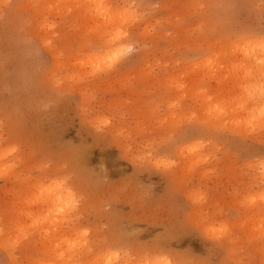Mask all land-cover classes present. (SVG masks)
I'll use <instances>...</instances> for the list:
<instances>
[{
	"label": "rangeland",
	"instance_id": "1",
	"mask_svg": "<svg viewBox=\"0 0 264 264\" xmlns=\"http://www.w3.org/2000/svg\"><path fill=\"white\" fill-rule=\"evenodd\" d=\"M72 1L75 17L63 0L54 5L51 0H0V239L5 241L0 264H10L11 257L19 264L56 263L53 245L62 238L70 240L59 241L61 251L74 250L72 259L64 253L62 264H105V259L108 264L115 255L119 260L114 264H126L136 256L151 260L161 254L175 264L181 259L264 264V234L252 222L256 216L264 220L256 210L264 207V125L253 127L256 132L251 126L238 130L229 122L230 113L224 116L225 126L214 118L218 100L232 90L226 88V94L221 89L235 79L227 78L225 67L237 63L228 45L245 35L259 39L264 0H112L113 8L128 7L136 18L131 14L117 23L119 28L108 29L102 46L92 30L97 8L79 17ZM45 3L58 13L46 7L41 12L39 5ZM56 3L65 5L66 12ZM88 14L92 19L85 22L91 28L80 22ZM110 30L125 32L111 47ZM124 46L133 50L114 55ZM224 49L228 54L223 55ZM106 51L113 52V64ZM94 53L102 56L89 59ZM207 54L218 63L210 61L211 69L199 64ZM77 57H84V69ZM223 59L229 64L223 66ZM197 60L192 74L190 66ZM212 68L226 75L227 84L219 77L224 87L210 78ZM197 73L203 81L195 80ZM203 87H209L210 96L200 93ZM231 105L238 104L230 102L233 110ZM41 183L73 193L64 211L68 214H59L60 224L37 223L33 229L27 226V208L21 209L26 193L35 197V184ZM38 205L29 207L32 217L47 208L40 212ZM31 243L34 250L27 260Z\"/></svg>",
	"mask_w": 264,
	"mask_h": 264
},
{
	"label": "bare ground",
	"instance_id": "2",
	"mask_svg": "<svg viewBox=\"0 0 264 264\" xmlns=\"http://www.w3.org/2000/svg\"><path fill=\"white\" fill-rule=\"evenodd\" d=\"M52 1L53 0H51V2H50V0H49V2L50 3H52ZM56 1H58V0H56ZM56 1H54L53 3H55ZM60 1H62V0H60ZM72 1V0H71ZM112 0H74V4L76 5V13H77V15L79 16V13L81 14V16H82V14H87V13H89V11L94 7V9H92V10H95L96 8V12L95 11H93V13L95 12L96 13V17H95V20L97 21H92V22H94L95 24V26L94 25H92V24H89V22H85V21H91L90 19H92V18H88L89 17V14L88 15H85V16H83V17H85L86 18V20L85 19H82V21H80V22H85V24H88L89 25V27L91 28V26L90 25H92V26H94V27H92L93 29L92 30H94L93 32H96V35L98 34V37L100 38V42H101V46L104 44V41L102 40V39H106V37L105 36H107V34H109V33H107V31H108V29H111V27H118L119 28V26H117V23L119 22L120 23V25L122 24L121 22H123V21H121V19H123L124 18V20H126L125 18H129L130 16H131V14H133V13H135V12H131L132 11V9L130 10V12H131V14L128 12V10L129 9H127L126 7H124V8H113L112 7V5H111V2ZM63 2L65 3H67L68 2V4H70V2H69V0H63ZM73 2V1H72ZM71 2V3H72ZM51 4V5H54V4ZM58 3H60V2H58ZM63 3V4H64ZM47 4H49V3H47ZM63 4H61L62 6H63ZM73 4V5H74ZM34 5V4H33ZM38 5V4H37ZM43 4H40L39 5V10L41 11V12H43V11H45L46 12V10H44V8L46 7V3L44 4L45 6L42 8V7H40V6H42ZM56 5H57V3H56ZM55 5V6H56ZM58 5H60V4H58ZM56 6L55 8H60L59 6ZM74 5V6H75ZM31 6V5H30ZM61 6V7H62ZM65 6V5H64ZM64 6L62 7V8H64ZM66 6H69V8H67L68 10L70 9V8H72L71 6V4L70 5H67L66 4ZM65 6V7H66ZM74 6H73V8H74ZM29 7V6H28ZM32 7V6H31ZM37 8H38V6H36ZM54 7V6H53ZM47 8H49V10H50V8H51V6H49V7H46V9ZM62 8H60V9H62ZM43 9V10H42ZM59 9V10H60ZM66 8H64V10H65ZM66 9V10H67ZM54 10V9H53ZM53 10H50V11H47V12H52ZM58 10V9H57ZM63 10V9H62ZM66 10L64 11V12H66ZM71 10V9H70ZM70 10H69V12H70ZM74 10V9H73ZM73 10H71L72 11V13L71 14H74L75 12H73ZM55 11H56V9L54 10V14H55ZM103 11V12H102ZM59 12H61V14H62V11H59ZM69 12H67V13H69ZM53 13V12H52ZM51 13V14H52ZM56 13H58V11H56ZM66 13V14H67ZM103 13V14H102ZM130 14V15H127V14ZM95 15H93L92 14V17H94ZM127 16H129V17H127ZM132 16H135V14H133ZM74 17H75V14H74ZM77 17V16H76ZM80 17V16H79ZM82 17V18H83ZM134 17H132V19H133ZM135 18H136V16H135ZM81 18H79V20H80ZM130 19V18H129ZM128 19V20H129ZM43 22V21H42ZM41 22V23H42ZM79 22V21H78ZM80 22H79V26H80V28L82 27L81 25H80ZM84 22H83V25H84ZM91 22V23H92ZM131 22V21H130ZM136 22V21H135ZM119 23H118V25H119ZM127 23H129V22H127ZM127 23L125 22V25L127 26ZM47 24V23H46ZM82 24V23H81ZM131 24V23H130ZM39 25V24H38ZM37 25V26H38ZM49 25V22H48V24H47V26ZM88 25H87V27H88ZM42 26V25H41ZM123 26V25H122ZM126 26H123L124 28L126 27ZM40 27V26H39ZM42 27H44V26H42ZM46 27V26H45ZM45 27H44V29H45ZM54 27V26H53ZM86 27V26H85ZM114 27V28H115ZM122 27V28H123ZM47 28V27H46ZM84 29V28H83ZM121 29V28H120ZM40 30H42L43 31V29H40ZM81 30H82V28H81ZM87 30V33H88V29H86ZM91 30V29H90ZM91 30V31H92ZM116 30V29H115ZM115 30H114V32H115ZM125 30V29H124ZM45 32L47 31V30H44ZM112 30H110V32H111ZM117 31V30H116ZM123 31V30H122ZM49 32V31H48ZM93 32H90V33H93ZM113 32V31H112ZM113 32V35L115 34ZM140 32H142V31H140ZM44 33V32H43ZM122 33H125V32H122ZM121 33V30H120V33L119 34H116V35H114V36H112V34H111V36H108V38H107V40H108V44L110 45V47L112 46V45H115V44H117V43H120L121 41H122V38H123V34ZM143 33H145V32H143ZM106 34V35H105ZM110 35V34H109ZM125 35V34H124ZM143 35V34H142ZM144 36V35H143ZM110 38V39H109ZM106 40V41H107ZM47 41V40H46ZM48 41H49V39H48ZM47 44V43H46ZM107 44V45H108ZM224 44H227V42L226 43H223V45ZM258 44H259V39H256V37L255 38H251V40H248V39H239V40H237V41H235V42H233V43H231V44H227L228 46H229V48H230V52H232V54H233V56H232V54H230V55H228V56H230L231 57V60L232 61H235V62H233V64L234 63H236V64H234V65H231L230 64V66L231 67H233L232 69L229 67V65L228 66H226L225 68H226V70H227V72H226V70H224V72H226L227 73V78L229 77V76H231V78L232 77H235V79H234V84L231 82V84H229L228 86L226 85V87L225 88H222L221 89V93H223L224 91H225V89L226 88H228V91L229 90H231L229 93L227 92V91H225L226 92V94H227V98L225 97V98H222V96H220V98H222V99H220V100H218V102H219V106L218 107H220V111H219V113H218V116H214V118L216 119V118H218L217 119V121H219L218 123V126H221L220 125V122H222V121H226V119H228V117L226 118V119H224V116H226V114H229L228 116L229 117H231V118H229L230 119V121L229 122H231V121H233V123H236V125H235V127L236 128H238V130H240V128H248V129H251V128H249V126H251L252 127V129H253V131H255L254 130V128L253 127H257V128H259V127H263L262 125H264V51H262L261 49H260V47L258 46ZM222 45V44H221ZM217 46H220V45H217ZM226 46V45H225ZM228 46L227 47H223L222 46V48H228ZM126 46H124V48H125ZM221 47V46H220ZM115 48H117V47H115ZM115 48H113V50L112 51H116V50H114ZM118 48H120L119 46H118ZM123 48V47H122ZM121 48V49H122ZM127 48V47H126ZM219 48V47H218ZM216 49V50H219V49ZM225 50V49H224ZM215 50H213V52H214ZM220 51H222V50H220ZM219 51V52H220ZM228 51H229V49H228ZM106 52H108V51H106ZM111 52V51H110ZM110 52H108L109 54H110ZM117 52V51H116ZM216 52V51H215ZM229 52V53H230ZM108 53H104V56L106 57L107 55H105V54H108ZM111 53H113V52H111ZM211 53V55H212V51L210 52ZM223 53V52H222ZM225 53H227L226 52V50L224 51V53H223V55H225ZM96 53H94L93 55H91V57H89V59H95V60H97L98 58H100V56H102V55H95ZM214 55L213 56H217V55H215V53H213ZM218 54V53H217ZM228 54V53H227ZM114 55H115V53H114ZM208 55V54H207ZM210 55V54H209ZM209 55H208V58H206V57H203V58H205L206 59V62L205 63H203V64H201V63H199L200 65H203V66H205V68L204 67H202V66H199L198 67V69L197 70H199V68L200 67H202V68H204V69H206L207 67H209V69H211V64H210V61H211V63L213 62V60H214V58L212 59V58H209ZM222 55V54H221ZM239 55H241V59H240V56ZM111 56V54L109 55V57ZM220 56V55H219ZM237 56L239 57L238 59H240V60H238L237 59ZM86 57V56H85ZM108 56H107V58H109ZM229 57V58H230ZM232 57H233V59H232ZM84 59V57H80V58H78L77 57V59H76V61H78V60H83ZM102 58H104V57H102ZM111 59H113V58H111ZM111 59H108L109 60V62H110V60ZM116 59H118V57H116ZM222 59V58H221ZM226 59V58H225ZM104 60H106V58L104 59ZM202 61H203V59H201ZM229 60V62L231 61L230 59H228ZM80 61V62H81ZM84 61V64L83 63H80V62H78V64H82L81 65V67H83V69H84V67H85V65L87 64H85V59L83 60ZM88 61V60H87ZM86 61V62H87ZM89 61H91V60H89ZM93 61V60H92ZM101 62L100 63H103V61L102 60H100ZM114 61V60H113ZM117 61V60H116ZM217 61H220V58L219 59H217ZM222 61V60H221ZM223 61H224V63H226V64H223V66L224 65H227V64H229V63H227V60L225 61L224 59H223ZM232 61H231V63H232ZM97 62H99V61H97ZM105 62H107V61H105ZM198 62H200L199 60H197L196 61V63L194 62L193 64L194 65H191L190 67H191V69H190V71H192L191 73L193 74V69H195V71H196V66H198L199 64H197ZM215 63H217L216 61H214ZM213 62V63H214ZM77 63V62H76ZM95 63H96V61H95ZM111 64H113L112 62H110ZM114 63H115V61H114ZM221 64L223 63V62H220ZM90 64V63H89ZM105 64V63H104ZM104 64H101V65H104ZM197 64V65H196ZM206 64H207V66H206ZM218 64V63H217ZM77 65V64H76ZM90 65H93V64H90ZM96 65H98V63H96ZM106 65H108L107 63H106ZM105 65V66H106ZM111 65L109 64V67H110ZM222 66V67H223ZM79 67V66H78ZM96 67V66H95ZM220 67H221V65H220ZM219 67V68H220ZM227 67H229L230 69H228ZM90 68V67H89ZM92 68V67H91ZM98 68V67H97ZM101 68H103V67H101ZM100 67H99V69H101ZM106 67H104L103 69H105ZM193 68V69H192ZM214 69H215V66L213 67ZM212 68V71L211 72H207L206 70V72L207 73H210L209 74V76H210V78H217V80L220 82V79H223L222 80V82H223V84H227V82L226 81H228L227 79L226 80H224V78H225V76L226 75H223V72H221L220 71V69H218L219 71H220V73H221V75H222V78H220L219 79V77L221 76L220 74H219V72H215V71H213L214 69ZM216 68H217V65H216ZM224 67H223V69H225ZM98 69V70H99ZM208 69V68H207ZM222 70V69H221ZM228 70H230L229 71V73H228ZM100 71V70H99ZM201 72L203 71V69L202 70H200ZM204 71V72H205ZM223 71V70H222ZM239 71V72H238ZM97 73V71L96 70H94V73ZM200 72V73H201ZM203 72V73H204ZM198 73H199V71H198ZM198 73L197 74H195L194 75V78H195V80L196 81H201L200 79H199V75H198ZM207 73H204V74H202L201 73V75L203 76V75H205V74H207ZM239 73H240V75H239ZM84 74V73H83ZM91 74V73H90ZM225 74V73H224ZM77 75V74H76ZM81 75H82V73H81ZM238 75V76H237ZM79 75H77V77H78ZM208 75L206 76V77H209ZM223 76H224V78H223ZM66 77V76H65ZM203 77H205V76H203ZM203 77H200V78H203ZM231 78H229L230 79V81H233V79H231ZM198 79V80H197ZM204 79V78H203ZM206 79V78H205ZM213 80H215V79H213ZM212 80V81H213ZM194 81V80H193ZM203 81V80H202ZM216 81V80H215ZM217 81V83H219ZM222 82H220L219 84L221 85V86H223V84H222ZM225 82V83H224ZM194 83H199V82H194ZM208 84H210V83H208ZM211 85V84H210ZM230 85H233L231 88L229 87ZM224 87V86H223ZM204 88V90L202 89L201 91H200V93H202V94H205L206 96L209 94V96H210V92H209V90L207 89V88H209V87H207V88H205V87H203ZM198 89V90H197ZM197 89H195L196 90V92L197 91H199V88H197ZM201 89V88H200ZM237 89V90H236ZM238 89H240L239 91H240V94L241 95H238L237 93H236V91L237 92H239L238 91ZM194 90V91H195ZM236 90V91H235ZM193 91V92H194ZM220 91V90H219ZM224 92V93H225ZM198 94V93H197ZM217 94H219V93H217ZM201 95V94H200ZM220 95V94H219ZM206 96H203V97H205L206 99L205 100H207V98H209V97H206ZM218 96V95H217ZM219 97V96H218ZM217 98V97H216ZM240 98V100H238ZM218 99V98H217ZM216 99V100H217ZM235 99L237 100V103H236V101H235ZM202 100H204V99H202ZM205 100H204V102H205ZM215 100V101H216ZM210 101H212V100H210ZM203 102V103H204ZM217 102V103H218ZM230 102H235V104H238L237 106L236 105H231L232 107L233 106H236L233 110H231L230 109V106H229V104H230ZM202 103V104H203ZM227 103H228V105H227ZM204 105L206 106H208V105H211V103H209V101H207V102H205L204 103ZM218 105V104H217ZM214 106H216L215 105V103H214ZM214 106H212L213 108H215ZM227 106H229V107H227ZM208 107H210V106H208ZM217 107V106H216ZM206 108V107H205ZM205 108L203 107V109H204V111H205ZM212 108V109H213ZM210 109V108H209ZM230 109V110H229ZM206 110H208L207 108H206ZM202 111V110H201ZM214 111H216V109L214 110ZM230 111H232V112H230ZM208 113H210V110L209 111H207ZM212 112V111H211ZM242 113L243 114H245V117H242L241 118V115H242ZM205 114H207V113H205ZM204 114V115H205ZM203 115V114H202ZM210 115H212L211 113H210ZM210 115H208V116H210ZM213 116V115H212ZM211 116V117H212ZM243 116V115H242ZM203 117V116H202ZM205 117H207V115L206 116H204V118ZM210 117V118H211ZM199 118H200V116H199ZM210 118H209V120H210ZM212 120V119H211ZM225 121L224 122H222L221 124L223 125L224 123H225ZM212 122H214V119L212 120ZM212 122H211V124H212ZM228 121H227V123H229ZM217 124V122H214V124ZM233 123H231V124H233ZM228 125H230V124H228ZM227 125V126H228ZM233 125V126H234ZM248 125V126H247ZM224 126H225V124H224ZM223 126V127H224ZM226 126V127H227ZM233 126H231L232 127V129H233ZM246 126V127H245ZM213 127H214V125H213ZM217 127V126H216ZM240 127V128H239ZM228 128V127H227ZM230 128V127H229ZM256 128V129H257ZM237 130V129H236ZM237 130V131H238ZM258 130V129H257ZM256 130V131H257ZM242 131H243V129H242ZM251 130H249V131H245V129H244V133H249ZM255 131V132H256ZM252 132V131H251ZM241 133V132H240ZM244 135V134H243ZM198 145V144H197ZM193 147V146H192ZM194 147H195V145H194ZM197 147V146H196ZM4 151V150H3ZM179 151V150H178ZM183 151H185V149L183 150ZM183 151H181V155L183 156V154H185V153H187V152H183ZM192 151V150H191ZM2 153L3 152H0V156L2 155ZM5 154V153H4ZM3 154V155H4ZM178 154H180V152L178 153ZM187 155V154H186ZM192 156H193V154H191ZM191 155H189V156H191ZM196 155V154H195ZM194 155V156H195ZM189 156L187 157V158H189ZM191 156V157H192ZM186 157V156H185ZM190 157V158H191ZM1 158H2V156H1ZM45 186H46V184L44 185L43 183H41V184H35V187L34 188H36V189H38L39 191H38V194H36V195H38V198H37V200L35 199V197H36V195H35V197H34V193L32 192V191H29V192H27L26 193V201H25V205L23 206V208L21 209L22 211H23V209H25V208H27L26 210V214H27V217H26V221H27V226L28 225H30L33 229L36 227V224L38 223H41V225L43 226V224L42 223H44V224H46V223H49V225L50 224H52V223H56L57 221V223H59V221H60V218H58L59 217V214L61 215L65 210H66V206L68 205V203H70V199H71V193H73V192H71L70 193V191L69 190H64V189H62L61 187H59L58 185H56V187H54V188H50V190L49 189H47V188H45ZM64 186V185H63ZM62 189V191L60 190V189ZM65 188V187H64ZM263 190H264V188H263ZM262 190V191H263ZM59 191V192H58ZM54 192H56V194H54ZM33 193V194H32ZM262 193V192H261ZM263 194V193H262ZM262 194H260V195H262ZM33 195V196H32ZM258 197H261V196H258ZM262 197H264V196H262ZM261 199V198H260ZM35 200L36 201H38L39 203H37L36 202V204L38 205L37 207H38V210L37 211H40L41 210V208H43L44 206H45V208H46V210L44 211V210H42V211H44V212H42V213H39L38 212V214H37V212H36V214H35V210L33 211L34 213L33 214H35V217H32L31 216V213L32 212H29V209L31 208L30 206H33V205H36V204H33V202H35ZM258 201H260V200H258ZM261 201H262V199H261ZM256 202V201H255ZM263 202V201H262ZM258 203V202H257ZM261 203V202H260ZM33 204V205H32ZM264 204V203H263ZM71 205H73V203L71 202ZM260 205V204H259ZM253 206V205H252ZM30 207V208H29ZM73 207V206H72ZM33 208V207H32ZM35 209H37L36 208V206L34 207ZM259 208H260V212H261V215L263 214V216H264V207H257L256 208V210L258 209L259 210ZM44 209V208H43ZM68 209H69V207H68ZM67 209V210H68ZM10 210H12V209H10ZM19 210H20V208H19ZM70 210V209H69ZM255 210V211H256ZM31 211V210H30ZM254 211V212H255ZM25 212V211H24ZM23 212V213H24ZM41 212V211H40ZM45 212H48V213H45ZM254 212H252V213H254ZM259 212V213H260ZM16 213V212H15ZM54 213H57V214H54ZM66 212H64V214H65ZM259 213H257L256 215H258ZM17 214V213H16ZM68 213H66V215H67ZM15 215V214H14ZM49 215H50V217H49ZM260 215V214H259ZM34 216V215H33ZM252 216V215H251ZM250 216V217H251ZM253 216H255V215H253ZM15 218L16 217H18L17 215L16 216H14ZM61 217V216H60ZM64 217H65V215H64ZM63 217V218H64ZM256 217H261V216H256ZM256 217H254L253 218V220H252V222H254L253 223V226L255 227H258V228H255L256 230L257 229H262V230H260L261 231V233H260V235L263 233L264 234V229H263V225H262V222H263V224H264V220L263 219H256ZM19 218V217H18ZM18 218L16 219V220H14L13 219V217H12V219L17 223V220H18ZM65 220H66V218H64ZM71 220V219H70ZM14 221H11L12 223H13V225H14ZM24 222H26L25 220H23ZM21 222H22V220H21ZM64 222V221H63ZM10 223V222H9ZM60 224V223H59ZM13 225H11L10 227H12L13 228ZM19 226L20 225H22V224H20V222H19V224H18ZM26 225V224H25ZM48 225V224H47ZM54 225H56V224H54ZM53 224H52V226H54ZM15 226H16V224L14 225V228H15ZM19 226H18V228H19ZM23 226H24V224H23ZM23 226H21V230H22V227ZM27 226H25L26 228H27ZM52 226L50 225V227L49 228H52ZM59 226V225H58ZM61 226H64V225H62L61 224ZM251 226V225H250ZM38 227H40V225H38ZM45 227V226H44ZM44 227H43V229H44ZM47 227V226H46ZM45 227V228H46ZM262 227V228H261ZM31 228V229H32ZM41 228L42 227H40V231H41ZM57 228H59V227H56V230H57ZM9 229V228H8ZM29 229V228H28ZM60 229V228H59ZM10 230V229H9ZM8 230V231H9ZM13 230V229H12ZM24 230H26L25 228H24ZM30 230V229H29ZM28 230V232H30ZM47 230V229H46ZM56 230L54 229H52V233H54V231H55V233L57 234L58 233V231L56 232ZM4 231V230H3ZM15 231V230H14ZM19 230H17L16 231V233L18 232ZM27 231V230H26ZM26 231H24V232H26ZM39 231V230H38ZM37 231V228H36V232H38ZM21 232V231H20ZM19 232V233H20ZM42 232V231H41ZM50 232V231H49ZM49 232L47 233L46 232V234L48 235L49 234ZM258 233H259V231H257ZM1 233V232H0ZM5 233H7V235L9 234L8 232H6L5 231ZM10 233H15V232H10ZM27 233V232H26ZM39 233L40 232H38V233H36V234H38L39 235ZM54 233V234H55ZM229 233V232H228ZM257 233V234H258ZM23 234V233H22ZM27 234H29V233H27ZM35 234V235H36ZM43 234L45 235V232H43ZM50 234H51V232H50ZM225 234V233H224ZM4 235V234H3ZM13 235V237H15L16 235L15 234H11V236ZM15 235V236H14ZM25 235V234H24ZM32 235H33V233H32ZM53 235V234H52ZM58 235V234H57ZM10 236V235H9ZM17 236H18V233H17ZM41 236V235H40ZM49 236V235H48ZM54 236V235H53ZM256 236V235H255ZM258 236V235H257ZM5 237V236H4ZM19 237V236H18ZM22 237H24V236H21V238ZM51 235H50V241L52 240L51 239ZM65 237V236H64ZM68 237V236H67ZM1 238V237H0ZM6 238H8V236H6ZM16 238V237H15ZM20 238V237H19ZM35 238H36V236H35ZM54 238V237H53ZM66 238V237H65ZM1 239H4V238H1ZM0 239V241H1V243H0V246L2 245V247H4L5 246V241H2ZM9 240L11 239V238H8ZM36 239H38V238H36ZM71 239H72V237H71ZM15 240V239H14ZM13 240V241H14ZM18 240V239H17ZM16 240V241H17ZM20 240V239H19ZM18 240V241H19ZM56 240V239H55ZM59 240V239H58ZM65 240V239H64ZM63 240V238L61 239V240H59V241H64ZM70 240V239H69ZM68 240V238H67V241H69ZM74 240V239H73ZM73 240H71V241H73ZM11 241V240H10ZM53 241H54V239H53ZM52 241V242H53ZM58 241V243L57 244H55V245H53V246H55V251L53 252V254H54V256H55V258H59V261H57V259H56V263L54 262V263H52V261L51 260H48L45 264H62V261L64 262V259H63V256H64V251H61L62 250V248L64 247V246H62L61 247V245H60V242ZM67 241L65 240L64 242H66L67 243ZM83 241V240H82ZM15 245H16V243L17 242H13ZM13 243L11 244V243H9L11 246L13 245ZM55 243V242H54ZM71 243V242H70ZM74 243H75V240H74ZM8 244V243H7ZM64 244V243H63ZM68 244V243H67ZM66 244V245H67ZM33 245L34 244H30L29 245V247H30V250H29V252L27 253V260H31L30 258H31V253L33 252V250H34V248H33ZM70 245V244H69ZM68 245V246H69ZM1 248V247H0ZM8 248V247H7ZM48 248V247H47ZM73 248V247H72ZM79 251H81V250H79ZM74 252V250L71 252V253H65V254H68V255H66V257L68 256L69 258L68 259H72L73 258V256H71L70 254H72ZM116 254V253H115ZM117 256L118 255H115L114 257L113 256H111V258H109L108 259V261H109V263L108 264H111L112 262H113V264L116 262V261H118L119 259L117 258ZM75 257V256H74ZM120 257V256H119ZM118 260H117V259ZM122 258V257H121ZM67 259V258H66ZM67 259V260H68ZM111 259H113V260H111ZM99 260V259H98ZM133 260H135V261H137V262H133ZM146 260H148V258H146V256H144V257H142V258H139V257H134L133 259H128L127 261H126V264H141V261H146ZM150 260V259H149ZM151 260H159V261H166L167 262V264H175L168 256H166V255H164V254H161V255H156V256H154ZM45 261V260H44ZM122 261V260H121ZM9 262H10V264H19V262L14 258V257H11L10 259H9ZM66 262V261H65ZM69 262V261H68ZM101 262V261H100ZM106 262V263H105ZM105 262H103V263H105V264H107V261H106V259H105ZM43 263V262H42ZM41 262H37V263H35V262H33L32 264H42ZM102 263V262H101ZM63 264H65V263H63ZM67 264V263H66Z\"/></svg>",
	"mask_w": 264,
	"mask_h": 264
},
{
	"label": "snow or ice",
	"instance_id": "3",
	"mask_svg": "<svg viewBox=\"0 0 264 264\" xmlns=\"http://www.w3.org/2000/svg\"><path fill=\"white\" fill-rule=\"evenodd\" d=\"M241 39H248L251 40L250 36H242ZM258 46L260 47V49L262 51H264V32H261L259 34V44ZM133 49L131 48H123L120 49L118 52L115 53L116 56H121L126 54L127 52H131ZM109 59H111V56L109 57ZM264 198V197H262ZM141 264H167L166 261H159V260H146V261H141ZM177 264H189L188 260L186 259H181L177 261Z\"/></svg>",
	"mask_w": 264,
	"mask_h": 264
}]
</instances>
